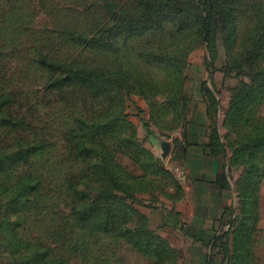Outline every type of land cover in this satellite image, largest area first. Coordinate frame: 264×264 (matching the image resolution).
Returning <instances> with one entry per match:
<instances>
[{
    "label": "rangeland",
    "instance_id": "374dc122",
    "mask_svg": "<svg viewBox=\"0 0 264 264\" xmlns=\"http://www.w3.org/2000/svg\"><path fill=\"white\" fill-rule=\"evenodd\" d=\"M213 87L250 150L264 0H0V264H180L169 151Z\"/></svg>",
    "mask_w": 264,
    "mask_h": 264
},
{
    "label": "crops",
    "instance_id": "0c3cea01",
    "mask_svg": "<svg viewBox=\"0 0 264 264\" xmlns=\"http://www.w3.org/2000/svg\"><path fill=\"white\" fill-rule=\"evenodd\" d=\"M220 91L213 87L216 108L195 100L172 139L169 155L179 166L184 209L174 211L180 228L171 248L180 264H264V87L246 151L229 116L231 97L223 103Z\"/></svg>",
    "mask_w": 264,
    "mask_h": 264
},
{
    "label": "trees",
    "instance_id": "16d2710c",
    "mask_svg": "<svg viewBox=\"0 0 264 264\" xmlns=\"http://www.w3.org/2000/svg\"><path fill=\"white\" fill-rule=\"evenodd\" d=\"M261 75V74H260ZM261 80V79H260Z\"/></svg>",
    "mask_w": 264,
    "mask_h": 264
}]
</instances>
